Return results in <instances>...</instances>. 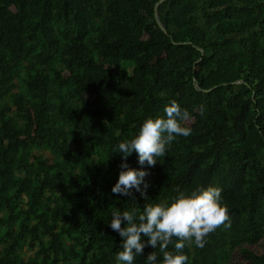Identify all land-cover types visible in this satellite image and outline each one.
I'll list each match as a JSON object with an SVG mask.
<instances>
[{"label": "trees", "instance_id": "obj_1", "mask_svg": "<svg viewBox=\"0 0 264 264\" xmlns=\"http://www.w3.org/2000/svg\"><path fill=\"white\" fill-rule=\"evenodd\" d=\"M172 100L191 135L113 194V148ZM209 186L231 227L188 264H264V0H0V264H118L113 211Z\"/></svg>", "mask_w": 264, "mask_h": 264}, {"label": "clouds", "instance_id": "obj_2", "mask_svg": "<svg viewBox=\"0 0 264 264\" xmlns=\"http://www.w3.org/2000/svg\"><path fill=\"white\" fill-rule=\"evenodd\" d=\"M163 112V116L145 119L131 139L121 140L113 148V152L121 154L124 161L119 165L121 170L111 189L113 194L135 200L133 190L143 196L148 188L145 177L150 173L132 168L127 163L133 153L137 154L142 167H155L159 159L166 157L176 137L191 135L192 130L186 124L192 116L187 109L172 100L165 105ZM175 191L177 195L170 200L148 203L143 210L117 209L111 213L108 226L122 240V250L115 256L118 264H134L135 258L142 256L148 246L158 249L162 259L158 260L157 251H153L147 255L145 264H188L189 258L183 254L185 247L194 245L203 249L211 233L221 226L231 227L229 210L222 203L220 188L197 187L188 192L178 187ZM173 243V250H169Z\"/></svg>", "mask_w": 264, "mask_h": 264}, {"label": "rangeland", "instance_id": "obj_3", "mask_svg": "<svg viewBox=\"0 0 264 264\" xmlns=\"http://www.w3.org/2000/svg\"><path fill=\"white\" fill-rule=\"evenodd\" d=\"M165 11L166 10L163 7L161 12L165 13ZM191 122H192V120L187 122V124H189ZM115 155H116V153H115ZM59 184H60L59 186L62 185L61 182ZM243 247H245L249 251L254 252L256 254L261 253V251H262L261 244L260 245H244ZM242 262H243V257H242V254L239 252V247H238L235 251H233V253L231 255L230 264H239V263H242Z\"/></svg>", "mask_w": 264, "mask_h": 264}, {"label": "water", "instance_id": "obj_4", "mask_svg": "<svg viewBox=\"0 0 264 264\" xmlns=\"http://www.w3.org/2000/svg\"><path fill=\"white\" fill-rule=\"evenodd\" d=\"M158 4L155 6V12L157 11ZM157 21L159 22L158 18H156Z\"/></svg>", "mask_w": 264, "mask_h": 264}]
</instances>
